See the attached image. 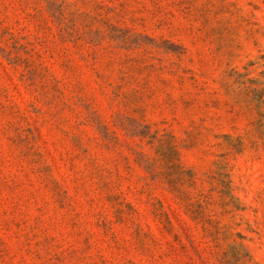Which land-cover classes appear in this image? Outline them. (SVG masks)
<instances>
[{"label":"rangeland","instance_id":"rangeland-1","mask_svg":"<svg viewBox=\"0 0 264 264\" xmlns=\"http://www.w3.org/2000/svg\"><path fill=\"white\" fill-rule=\"evenodd\" d=\"M0 264H264V0H0Z\"/></svg>","mask_w":264,"mask_h":264}]
</instances>
